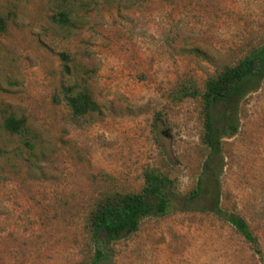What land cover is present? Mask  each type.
<instances>
[{
    "label": "rangeland",
    "instance_id": "rangeland-1",
    "mask_svg": "<svg viewBox=\"0 0 264 264\" xmlns=\"http://www.w3.org/2000/svg\"><path fill=\"white\" fill-rule=\"evenodd\" d=\"M63 9L69 24L53 19ZM0 14V264L86 262L94 201L138 191L145 168L181 202L205 151L197 100L171 92L264 40V0H0ZM66 86L86 87L98 111L72 116ZM9 114L24 117L21 133L2 129ZM238 117L221 142L219 204L260 254L227 222L175 205L115 241L111 264H264V77Z\"/></svg>",
    "mask_w": 264,
    "mask_h": 264
},
{
    "label": "trees",
    "instance_id": "trees-1",
    "mask_svg": "<svg viewBox=\"0 0 264 264\" xmlns=\"http://www.w3.org/2000/svg\"><path fill=\"white\" fill-rule=\"evenodd\" d=\"M67 0H60L64 5ZM60 24L70 21L65 9L53 17ZM6 20L0 14V32L5 31ZM211 62V56L199 48L189 50ZM66 62L67 57L61 53ZM63 70L68 67L63 64ZM264 77V40L252 47L232 64H223L205 78L201 86L193 82L183 83L171 92L175 101L184 98L196 99L201 117L200 143L205 151L200 172L194 186L177 202L172 179L154 168L142 171V185L136 192H112L98 197L87 217L86 233L92 245V252L86 262L80 264H111V245L125 233L137 229L139 222L149 216H161L168 211L195 210L207 213L227 222L247 242L252 250L260 254L256 237L246 221L234 212L221 209L219 204L222 169L221 142L223 138L236 133L238 110L242 99L255 91ZM63 100L72 116L97 112L98 105L86 87L66 86ZM1 127L10 134H19L25 128L24 117L12 114L2 119Z\"/></svg>",
    "mask_w": 264,
    "mask_h": 264
}]
</instances>
